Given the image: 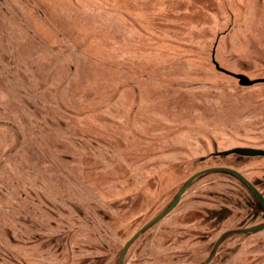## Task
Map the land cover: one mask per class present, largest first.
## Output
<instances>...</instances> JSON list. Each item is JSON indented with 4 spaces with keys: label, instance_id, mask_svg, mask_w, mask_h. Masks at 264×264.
<instances>
[{
    "label": "rangeland",
    "instance_id": "1",
    "mask_svg": "<svg viewBox=\"0 0 264 264\" xmlns=\"http://www.w3.org/2000/svg\"><path fill=\"white\" fill-rule=\"evenodd\" d=\"M264 0H0V264H117L195 174L264 196ZM234 176L196 180L123 264H264ZM215 253V254H214Z\"/></svg>",
    "mask_w": 264,
    "mask_h": 264
},
{
    "label": "water",
    "instance_id": "2",
    "mask_svg": "<svg viewBox=\"0 0 264 264\" xmlns=\"http://www.w3.org/2000/svg\"><path fill=\"white\" fill-rule=\"evenodd\" d=\"M213 64L215 65L216 69L221 72L224 73L230 77H233L235 79H237L239 81V84L243 87H250V86H254L256 84H264V79H260V80H250L247 76L244 75H237V74H233L231 72H228L226 70H224L223 68L220 67V65L217 63L216 59H215V54H213ZM231 155H237L239 157H249V158H254V157H264V150H258V149H251V148H237L234 150H230V151H226V152H216L215 154H213L214 157H228ZM210 173H225V174H229L231 176H234L235 178H237L251 193L252 195L255 197V199L258 202L259 207L262 209V211L264 212V196L258 191V189L250 182L248 181L244 176H242L240 173L231 170V169H227V168H214V169H209V170H205L202 172H199L197 174H195L194 176H192L182 187V189L180 190V192L178 193V195L176 196L175 200L171 203V205L166 208L161 214H159L156 218H154L150 223H148L146 226H144L140 231H138L130 240L129 242L126 244V246L124 247L121 256L117 262V264H123V261L125 259V256L127 254V252L129 251V249L131 248V246L133 245V243L142 235L144 234L146 231H148L150 228H152L154 225H156L158 222H160L163 218H165L167 215H169L174 209L175 207L179 204L182 196L184 195V193L188 190V188L199 178L210 174ZM264 230V225L255 227V228H251V229H245V230H237V231H231L228 233H225L218 241L215 252L217 250V248L219 247V245L229 236L236 234V233H254V232H258ZM215 254V253H214Z\"/></svg>",
    "mask_w": 264,
    "mask_h": 264
},
{
    "label": "flooded vegetation",
    "instance_id": "3",
    "mask_svg": "<svg viewBox=\"0 0 264 264\" xmlns=\"http://www.w3.org/2000/svg\"><path fill=\"white\" fill-rule=\"evenodd\" d=\"M257 203H258V202H257ZM258 208H259V210H260L261 212H263L262 209L259 207V205H258ZM263 213H264V212H263ZM242 230H245V229H242Z\"/></svg>",
    "mask_w": 264,
    "mask_h": 264
}]
</instances>
